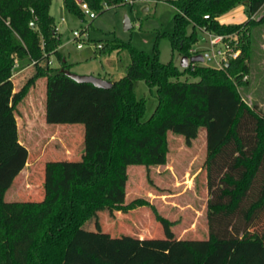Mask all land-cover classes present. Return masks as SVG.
Instances as JSON below:
<instances>
[{"label": "trees", "instance_id": "trees-1", "mask_svg": "<svg viewBox=\"0 0 264 264\" xmlns=\"http://www.w3.org/2000/svg\"><path fill=\"white\" fill-rule=\"evenodd\" d=\"M165 1L176 9L173 31L158 37H168L172 49L190 57L198 35L208 31L236 35L239 55L222 69H193L196 80L186 81L177 78L187 67L159 60L157 41L152 53L122 42L130 57L125 74L99 88L61 72L67 64L56 49L61 39L52 29L50 0H0V264H264V112L245 105L237 91L247 73L244 40L257 23L250 16L264 0ZM78 2L102 11L116 0H62L66 12L83 21ZM238 5L248 20L220 23ZM49 55L61 67L46 66ZM14 62L18 69L31 64L35 72L13 98ZM38 77L45 80L44 122L81 125L73 130L82 152L73 160L42 163L38 201L5 202L28 161L17 138L16 102ZM136 80L156 88L157 105L147 120ZM174 127L205 131L207 238L84 236L100 210L141 205L124 204L127 169L165 165Z\"/></svg>", "mask_w": 264, "mask_h": 264}, {"label": "rangeland", "instance_id": "rangeland-1", "mask_svg": "<svg viewBox=\"0 0 264 264\" xmlns=\"http://www.w3.org/2000/svg\"><path fill=\"white\" fill-rule=\"evenodd\" d=\"M103 8L102 11H94V18L84 15V20L81 21L66 12L62 0H50L52 29L61 39L56 49H59L62 58L65 57L67 70L85 74L81 72L92 69L95 74H100L101 77H97L109 81L118 80L125 74L130 62L128 51L120 48L122 42L152 53L156 41L159 60L163 63L171 62L183 69L180 66L182 54L172 49L168 37H158L159 34L173 31V16L176 12L173 6L165 0H116L112 4L105 2ZM125 17L131 23L128 30L123 28ZM250 18L257 23L251 26L248 37L244 40L249 49L245 60L247 73L239 79L237 91L245 105L256 106L264 112V3ZM247 20L244 5H238L219 18L220 23L224 24H242ZM34 28L37 30V27ZM72 29L87 33L88 41L82 49H76L74 43L69 41ZM230 39L237 46L242 42L233 34ZM97 44H101L102 48H96ZM207 47L208 43L198 41L192 49L203 50ZM45 64L48 67H61L53 55H49ZM13 67L14 98L16 92L35 72V68L31 64L20 69L16 68L17 64ZM198 67L218 69L212 63L189 62L188 70H180L181 75L177 79L196 80L191 75V70ZM44 82V77L36 78L16 102L17 138L27 148L28 161L5 192V202L38 201L41 197L42 163L56 159L73 160L82 152L80 134L73 130L81 128V125L56 126L44 122ZM134 92L137 98L145 99L143 120H147L157 105L156 88L149 87L144 80H136ZM205 159L206 141L203 129H170L165 165L149 169L131 166L127 169L124 204L138 202L141 205L123 212L100 210L86 225L84 236L165 238L168 235L177 239L207 238L208 195L203 170Z\"/></svg>", "mask_w": 264, "mask_h": 264}, {"label": "built area", "instance_id": "built-area-1", "mask_svg": "<svg viewBox=\"0 0 264 264\" xmlns=\"http://www.w3.org/2000/svg\"><path fill=\"white\" fill-rule=\"evenodd\" d=\"M78 5L84 15H88L90 18L96 16L94 10L86 3L78 2ZM207 17L208 15H205V18ZM62 20L61 18L60 21ZM204 33L206 36H203V33L202 36L205 38V42L208 43V47L203 50H191V55H201L203 61L200 63H212L214 67L222 69L228 63L229 59H234L239 55L240 48L234 44L229 35L214 34L208 31H204ZM70 40L74 43L76 49H81L88 41V36L84 30L72 29L70 30ZM96 48L101 49L102 45L97 44ZM13 66H16V62H14Z\"/></svg>", "mask_w": 264, "mask_h": 264}, {"label": "water", "instance_id": "water-1", "mask_svg": "<svg viewBox=\"0 0 264 264\" xmlns=\"http://www.w3.org/2000/svg\"><path fill=\"white\" fill-rule=\"evenodd\" d=\"M30 26H32V23H30ZM130 27H131L130 20L128 17H125L123 28L125 30H128ZM198 39L202 42L205 41V38L201 34L198 35ZM202 61H203V58L201 57L200 54L192 55L190 57H188L187 55H182L180 59V66L185 68L187 67L189 62L200 63ZM61 72L65 76L69 77L70 79L78 83H91L95 87H99V88H110L113 85V81H109V80H106V79H103L97 76L88 75V74H76V73L70 72L69 70H64V69H62Z\"/></svg>", "mask_w": 264, "mask_h": 264}, {"label": "crops", "instance_id": "crops-1", "mask_svg": "<svg viewBox=\"0 0 264 264\" xmlns=\"http://www.w3.org/2000/svg\"><path fill=\"white\" fill-rule=\"evenodd\" d=\"M69 41H71V40H70V36H69ZM82 48H83V47H82ZM82 48H81V49H82ZM58 51H59V49H58ZM63 59H64V61L66 62L65 57H63ZM81 73H85V74H93V75H96V76H100V74H97V73L95 74V72H94L92 69H91V70H85V71H83V72H81ZM100 77H101V76H100ZM23 169H24V168H23ZM22 171H23V170H22ZM22 171H21V172H22ZM21 172H20V173H21Z\"/></svg>", "mask_w": 264, "mask_h": 264}]
</instances>
